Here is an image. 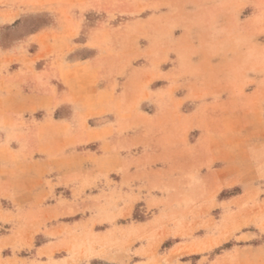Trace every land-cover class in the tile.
<instances>
[{
	"label": "rangeland",
	"instance_id": "374dc122",
	"mask_svg": "<svg viewBox=\"0 0 264 264\" xmlns=\"http://www.w3.org/2000/svg\"><path fill=\"white\" fill-rule=\"evenodd\" d=\"M4 144L0 264H264V0H0Z\"/></svg>",
	"mask_w": 264,
	"mask_h": 264
},
{
	"label": "crops",
	"instance_id": "0c3cea01",
	"mask_svg": "<svg viewBox=\"0 0 264 264\" xmlns=\"http://www.w3.org/2000/svg\"><path fill=\"white\" fill-rule=\"evenodd\" d=\"M81 65H83L82 64V62H81ZM90 65H97L96 63H90ZM54 88H49L48 89V93L46 94V96H44L43 98H45L46 100H47V102H52V103H54L55 102V100H56V97H55V93H54ZM50 123H51V126H52V128H54L55 129V131L56 132H58V129L59 128H67L68 126H67V122L66 121H55V120H50ZM60 132V131H59ZM57 133L56 135L59 137L61 134L62 135H65V130L64 131H62V132H60V133ZM76 132H77V138H76V140H77V144H79V145H82V144H84L85 142L87 143L88 141H89V137H88V129H83V131H82V129H77L76 130ZM92 132H94V131H92ZM57 140H58V138H56ZM65 140V138H63V141ZM59 142H60V140H58ZM53 143V145H54V147H53V150L55 149V147H57V149H60L61 150V147H63V145H57V143H56V140L54 139V141L52 142ZM57 145V146H56ZM0 150H3V151H7L8 150V147L4 144V145H1L0 146ZM51 150V149H50ZM57 153H58V151H57ZM60 155V154H59ZM56 156V154H55V152H50V153H48V157H50V159L52 158V157H55ZM60 157L61 158H59V164H62V165H70L71 163H72V160L69 158V155H67L65 152L64 153H62L61 155H60ZM78 158H81L82 159V153H80V155H79V157ZM47 162H44V163H41V165L42 166H49V167H52V169H53V171L54 172H59V169H57V168H55L54 167V165H55V163H51V161L50 160H46ZM34 165L36 166L37 165V163L35 164L34 163ZM51 172V171H50ZM60 175V176H59ZM58 175V177L56 176V179H58V180H60V182L62 181H65L66 180V176H63V175H61V174H59ZM0 181H2V179H0Z\"/></svg>",
	"mask_w": 264,
	"mask_h": 264
}]
</instances>
